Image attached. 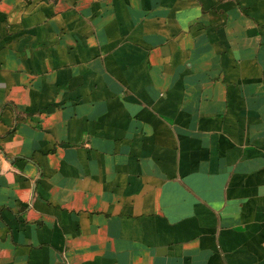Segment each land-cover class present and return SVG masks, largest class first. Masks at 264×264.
<instances>
[{
	"label": "crops",
	"instance_id": "crops-1",
	"mask_svg": "<svg viewBox=\"0 0 264 264\" xmlns=\"http://www.w3.org/2000/svg\"><path fill=\"white\" fill-rule=\"evenodd\" d=\"M0 264H264V0H0Z\"/></svg>",
	"mask_w": 264,
	"mask_h": 264
}]
</instances>
